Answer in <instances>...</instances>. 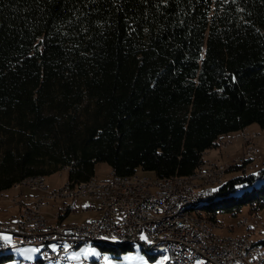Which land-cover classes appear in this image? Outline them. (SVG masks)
Wrapping results in <instances>:
<instances>
[{
	"label": "trees",
	"instance_id": "16d2710c",
	"mask_svg": "<svg viewBox=\"0 0 264 264\" xmlns=\"http://www.w3.org/2000/svg\"><path fill=\"white\" fill-rule=\"evenodd\" d=\"M251 124L264 128V0H0V192L62 170L85 182L97 163L187 176ZM246 207L264 209V176L223 181L201 211Z\"/></svg>",
	"mask_w": 264,
	"mask_h": 264
},
{
	"label": "built area",
	"instance_id": "2783aa9c",
	"mask_svg": "<svg viewBox=\"0 0 264 264\" xmlns=\"http://www.w3.org/2000/svg\"><path fill=\"white\" fill-rule=\"evenodd\" d=\"M254 173L259 179L263 178L261 169ZM31 187L33 188V186ZM33 189L36 190V188ZM54 193L55 196L61 197L65 190ZM211 194L207 191L199 192V188L196 187L189 190L170 188L166 193L156 194L153 198H142V195L134 197L130 202H123V207H116V199L110 198L113 200L112 209H105L100 205L87 206L85 209H99L101 218H94L92 223H81L79 227L57 226V230L39 228L21 230L19 226L0 224V248L8 244L28 243L35 247L38 244H46L45 254L55 256L66 255L69 245H72L75 240L130 238L141 242V236H143L145 239L143 242L146 245L169 247V254L166 255L167 260L180 261L183 264H244L239 258V250H249L252 261L259 264L258 247L260 245L246 242L244 235L243 239H232L233 248H226L225 240H219V247L207 248L198 242V237L190 227L185 226L180 206L195 200L206 199ZM89 196L96 197L93 192H90ZM49 202L40 199V204L30 205H32V210L34 208H55ZM73 210L72 205H68V208H62V210L52 213L51 218L55 223V217H60ZM20 218L27 220L23 219V215ZM34 219L47 220L45 217H34ZM241 224H245L244 221H241ZM248 227L250 228V225ZM208 234H210L209 231ZM50 235H58L59 243L50 242ZM49 245L55 247L50 249Z\"/></svg>",
	"mask_w": 264,
	"mask_h": 264
},
{
	"label": "rangeland",
	"instance_id": "374dc122",
	"mask_svg": "<svg viewBox=\"0 0 264 264\" xmlns=\"http://www.w3.org/2000/svg\"><path fill=\"white\" fill-rule=\"evenodd\" d=\"M242 134L244 135L243 138L238 137V139H236L237 136H240ZM253 146L257 149L256 154H253L252 156L246 158V154L253 148ZM203 158L204 161L209 162L210 164H215L216 166H218L219 168H223L224 170L221 183L210 184L209 191L212 193L215 188L222 184L223 181L225 182L227 179L238 175L240 172L246 174L248 172H254L264 167V128L260 127L257 124H251L247 127V129H244L234 134H228L219 140L217 148L206 151L203 155ZM242 159L250 160L239 171L226 172L229 166H236V164L241 165ZM110 173L111 171L107 164L97 163L95 165L94 177L97 180L108 179ZM136 175L154 177V175L150 172L138 171ZM67 178V171L62 170L60 172L45 176L44 184L48 186L49 189L59 188L61 185L67 182ZM261 182L262 181L256 179L253 181V183H245L244 185H241L240 183V185H237L236 187V192L243 189H248L252 184L257 185ZM33 188L29 186H23L19 188L12 187L8 190L0 192L1 223L11 221V218L16 211L19 214L21 206H18V201H21L24 204L28 201H31L28 202L26 205H23V207L21 208L20 215L18 216L20 218L23 213V210L28 206V204H32V202H34L37 197H42V195H44V192L40 193L41 190H39L38 188H36V190H34ZM33 192H35V196L33 195ZM45 201H50L49 204L54 205L55 208H41V214L48 220V225L56 224V220L57 223H59L60 220L58 219H60L61 216L58 217V219L55 218V223L52 220L51 216L52 213H55L57 210H59L58 206L61 205L63 201L60 199H45ZM89 202L94 205V202ZM73 208H75L77 211L68 212L70 214L65 218V222L67 224L81 223L99 216V212H97L98 214L96 216L89 212L82 213L80 211L81 202H77L75 204V207ZM248 211L249 210L247 207L243 208L241 212L235 216L217 213L216 221L219 225V228H210L211 233L228 237L248 235L249 239L253 241V243H256L257 241L263 239L264 209L259 211L257 214L253 215H250ZM201 213L200 214L203 215V212ZM243 218L247 220V223L250 225V228L247 224H239ZM143 241H145V239H141V242L131 243L124 252L120 253L118 257H116L110 251H102L101 248L97 245L82 244L76 249L69 251L66 254V258L64 260H57L55 262L47 261L43 258L42 247H35L33 245L28 244L15 245L11 249H9V253H12L14 260L9 261L6 264H17L18 262L29 261L36 262L39 259L42 261L41 263L47 264H82V261H86L87 264H96L95 261L100 260L99 258L101 256L102 258L100 260V264H166V254L160 253L156 254L154 257H150L140 246H143ZM54 247V245H50V249H53ZM259 253L264 257V247L262 245L259 246Z\"/></svg>",
	"mask_w": 264,
	"mask_h": 264
},
{
	"label": "bare ground",
	"instance_id": "6f19581e",
	"mask_svg": "<svg viewBox=\"0 0 264 264\" xmlns=\"http://www.w3.org/2000/svg\"><path fill=\"white\" fill-rule=\"evenodd\" d=\"M243 134L238 137L243 138ZM232 137V136H231ZM227 142V141H225ZM229 144V143H228ZM247 151V150H246ZM257 149L253 148L246 154V158L256 154ZM244 159H242L243 161ZM241 161V162H242ZM240 162V161H239ZM240 164V163H239ZM224 173L223 168H219L215 164H210L209 162L204 161L198 168L195 173H192L187 176H171V177H149V176H140V175H129V176H118L114 172L111 171L110 176L106 180H97L95 177L90 178L89 180L77 184H73L70 182H66L61 185L59 188L49 189L44 184V178L42 176H35L26 178L19 183H16L14 188L19 187H31L38 188L41 190L40 193L44 192V195L39 196L35 199L32 204H40V199H51L57 200L60 199L63 201L61 205L58 206L59 210L62 208H68L69 203L68 200L75 199H84L86 201L94 202V205H100L105 209L113 208V200L116 199V207H123V202H130L134 197H139L142 195V198H153L156 194H164L167 189L174 190H189L192 187L199 188V192H210L209 186L210 184L221 183L222 175ZM213 179V180H212ZM108 181V182H107ZM42 187V188H40ZM65 190V193H62L60 196H55L54 192H62ZM93 192V195L96 197L89 196V193ZM209 197L203 200H195L190 203L183 204L180 206V213L184 215V224L185 226H189L191 231L198 237V242L201 245H205L207 248L219 247V240H225L226 248H233L232 239H243V236H221L215 235L211 233L210 228L218 227L217 221H212L210 219L205 218V216L201 215L203 211H201L202 207L206 204ZM201 209V210H199ZM41 208H34L32 210V205H28L23 210V219L18 218L13 223H1L7 224L8 226H19L21 230H34V228H39L43 230H57V226H71V227H79L81 223H92L94 218H101V211L99 209H91L94 212H99V216L94 217L90 220L81 222V223H70V224H62L61 222L52 225H48V220H35V218L44 217L41 214ZM198 210V211H197ZM201 213V214H200ZM58 219V217H55ZM60 220V219H58ZM241 221H244L245 224L247 220L243 218ZM241 223V222H240ZM239 223V224H240ZM210 230V231H209ZM208 231L210 234H208ZM244 240L249 243H253L248 235H244ZM50 242L59 243L58 235H50ZM133 242H140L135 239L130 238H89L87 240H75L72 242V245H69L68 252L76 249L82 244H92V245H109V246H121V245H130ZM28 243H20V245H25ZM143 247H145L148 253L152 255L165 253L169 254V247H157L153 245H146L142 242ZM18 244H8L5 247L0 248V253H4L7 250L11 249L13 246ZM37 247H42L43 258L47 261L55 262L57 260H64L66 255H50L45 254L46 252V244H38ZM50 248V245H49ZM239 258L244 262V264H256L251 259V254L249 250H239ZM258 258L259 264H264V257L259 253L258 247ZM42 262V261H41ZM36 264L35 262H18L17 264ZM86 263L85 261L82 263ZM166 264H183L180 261L167 260Z\"/></svg>",
	"mask_w": 264,
	"mask_h": 264
},
{
	"label": "crops",
	"instance_id": "0c3cea01",
	"mask_svg": "<svg viewBox=\"0 0 264 264\" xmlns=\"http://www.w3.org/2000/svg\"><path fill=\"white\" fill-rule=\"evenodd\" d=\"M245 129H247V128H245ZM244 130V129H243ZM34 194V196H35V192H33ZM28 202H31V201H28ZM27 202V203H28ZM77 202H81V209H80V211L82 212V213H86V212H89V213H92V214H94V216H96L98 213L97 212H94V211H92V210H89V209H85L87 206H91L92 205V203L91 202H89V201H86V200H82V199H78V200H68V202L67 203H69L70 205H72V207H75V204L77 203ZM27 203H22L21 201H18V206L20 207V210H19V214H18V212L16 211L14 214H13V216H12V218H11V221H7L6 223H9V222H14V221H16L19 217V215H20V211H21V208L23 207V205H26ZM74 210L73 211H77L75 208H73ZM70 213H65V214H63L62 215V217H61V219H60V222L61 223H66L65 222V218L69 215ZM93 216V217H94ZM92 218V217H91ZM67 224V223H66Z\"/></svg>",
	"mask_w": 264,
	"mask_h": 264
},
{
	"label": "snow or ice",
	"instance_id": "6c2138e0",
	"mask_svg": "<svg viewBox=\"0 0 264 264\" xmlns=\"http://www.w3.org/2000/svg\"><path fill=\"white\" fill-rule=\"evenodd\" d=\"M6 238V237H5ZM141 239H144V237L143 236H141Z\"/></svg>",
	"mask_w": 264,
	"mask_h": 264
}]
</instances>
